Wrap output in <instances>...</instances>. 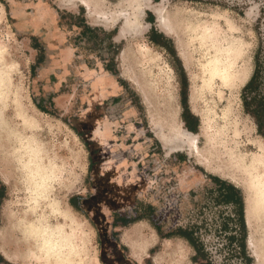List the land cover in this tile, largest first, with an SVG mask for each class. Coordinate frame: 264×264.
Wrapping results in <instances>:
<instances>
[{
	"label": "rangeland",
	"instance_id": "1",
	"mask_svg": "<svg viewBox=\"0 0 264 264\" xmlns=\"http://www.w3.org/2000/svg\"><path fill=\"white\" fill-rule=\"evenodd\" d=\"M5 1L0 0V41L16 66L9 86L19 89V101L38 124L22 126L13 112L19 101L12 103L7 96L0 116L14 141L0 148V264H104L100 242L105 237L115 242L114 235L124 240L138 264H152L154 256L157 264H194L195 258L209 264H256L247 245L245 183L231 177L219 153L201 137V157L186 146L176 147L172 127L199 136L203 114L209 108L220 112L232 98L236 118L264 142L241 100L259 38L264 46V0H91L95 12L78 0H41L64 22L71 43L80 38L81 54L103 56L114 67L144 112L147 142H155L154 154L146 161V170L151 167L148 184L138 202L109 211L97 204L104 212L97 219L82 208V200L92 192V178L88 148L73 127L78 88L67 82L44 89L40 53L27 34L14 29ZM229 43L235 47L229 52L234 68H242L244 61L248 75L234 91L214 84L205 93L202 67ZM192 91L202 93L194 103L189 100ZM252 94L264 97V76ZM17 136L25 142L31 139L30 153L41 156L38 167L27 164V143L19 147ZM50 174L47 188L39 187L44 185L40 179ZM212 178L233 186L242 205L223 204ZM132 210L145 218L131 222ZM111 223L114 232L99 233ZM119 223L126 226L118 228ZM177 232L190 235L200 252L172 240ZM63 233L67 238L60 241ZM232 236L235 240L230 241ZM50 238L59 240L60 252L48 249L44 242Z\"/></svg>",
	"mask_w": 264,
	"mask_h": 264
},
{
	"label": "flooded vegetation",
	"instance_id": "2",
	"mask_svg": "<svg viewBox=\"0 0 264 264\" xmlns=\"http://www.w3.org/2000/svg\"><path fill=\"white\" fill-rule=\"evenodd\" d=\"M5 3L14 29L27 34L40 53L39 73L46 75L44 89L49 90L51 85L59 88L67 82H73L75 90L78 88L73 127L88 148L92 178V192L82 200V208L97 219L104 213L97 204L103 203L105 211H109L137 203L148 184L145 177L151 167L148 166L150 172L146 170V161L154 154L155 142L146 140L144 112L134 102L128 86L105 57L81 54L80 38L75 37L71 43L64 22L41 0ZM139 217L143 219L144 215L134 211L131 222L141 220H136ZM113 224L108 230L100 227L99 233H110V229L114 232ZM114 236L115 242H109L108 237L100 242L104 261L138 264L130 258L127 248L119 245L118 235Z\"/></svg>",
	"mask_w": 264,
	"mask_h": 264
},
{
	"label": "bare ground",
	"instance_id": "3",
	"mask_svg": "<svg viewBox=\"0 0 264 264\" xmlns=\"http://www.w3.org/2000/svg\"><path fill=\"white\" fill-rule=\"evenodd\" d=\"M78 1L88 12H95L96 9L93 7L95 2L91 0ZM104 19L108 21V18L105 17ZM124 22L126 23L125 20ZM124 31L125 29H122L121 34ZM234 48V44L229 43L226 48L220 49L218 54L214 55L213 58L202 67V75L200 76L202 91L204 90L205 93L211 92L214 84L234 91L236 87L245 81L248 75L246 63L243 61L242 68L235 69L234 66L236 61L229 55V52L233 51ZM15 68V62L11 59L5 45L0 41V111L4 106L3 104H7L9 100L14 103L21 99V95L18 93L19 89L16 88L13 91L9 86L10 73ZM8 95L12 96L9 100L7 99ZM200 95H202V93L198 94L197 91H192L189 99L190 102L194 103L198 101ZM13 107V112L22 119V126L28 127L38 124V121L35 119L36 117L28 112L21 101H19L18 104L17 102L13 104ZM203 119L199 136L181 132L172 127V143H174L176 147L186 146L191 154L201 157L202 154L198 144L199 137H201L205 144L219 153V160L226 167L231 177L245 183L248 191V199L245 205V226L248 233L247 245L254 262L256 264H264V142L253 138L252 132L236 118V110L232 98L225 101L224 107L220 112H216L212 108H209L203 114ZM11 137L12 135L9 134L5 119L0 116V148L8 147L10 141H14L10 139ZM16 138L20 137L17 136ZM27 139L29 140L25 142L21 137L20 140L16 142L21 148L25 147L27 143V148L25 147L26 151H24V154L28 155L27 164L38 167L39 165L37 163H39V158L41 159V156L39 152L34 150H31L30 153L29 147L31 139ZM250 150L252 152H249ZM49 163L50 165L52 164L51 162ZM51 174L45 178H41L40 180L44 182V185L42 186L39 184L38 186L42 189H46L50 178L53 176ZM61 225L62 224L57 225L58 232L62 229ZM66 238V234H64V236L61 235L60 241ZM35 243L36 242H34V244ZM44 243L48 245V249L52 250V252H60V242L58 239H46Z\"/></svg>",
	"mask_w": 264,
	"mask_h": 264
},
{
	"label": "trees",
	"instance_id": "4",
	"mask_svg": "<svg viewBox=\"0 0 264 264\" xmlns=\"http://www.w3.org/2000/svg\"><path fill=\"white\" fill-rule=\"evenodd\" d=\"M263 52H264L263 39L259 38V46L254 56V70L250 80L243 89V95L241 99L245 113L248 114L253 119L256 126V130L262 137H264V97H257L252 93L257 90L264 76ZM185 124L187 125V122H185ZM191 131L194 132L193 130ZM212 179L218 183L217 189L219 190L220 201L223 204L234 203L237 205H242V201L240 199L239 200L236 199L237 192L233 186L224 184V182H221L218 178H212ZM242 208L243 206L241 207V209ZM138 219H142V218L139 217L136 220ZM242 221H243V217H242ZM172 235L173 236L177 235L179 237L187 239L192 245V247L197 252H200V248L195 246L194 240L191 238L190 235L181 232H177ZM228 239L230 241L235 240L233 236L229 237ZM241 248H244L243 244L241 245ZM192 262H194L195 264H209V263H204L202 260H199L198 258L192 259Z\"/></svg>",
	"mask_w": 264,
	"mask_h": 264
},
{
	"label": "crops",
	"instance_id": "5",
	"mask_svg": "<svg viewBox=\"0 0 264 264\" xmlns=\"http://www.w3.org/2000/svg\"><path fill=\"white\" fill-rule=\"evenodd\" d=\"M139 223V222H138ZM138 223H133L132 224V226H134L135 224H138ZM125 228V227H124ZM125 230H128V228H125ZM156 234L158 235V233H157V231H156ZM165 238H167L168 240L169 239H171V237H165ZM166 239V240H167ZM174 239H177V240H182V241H184L186 244H188V246L189 247H191V248H193L192 247V245L190 244V242L187 240V239H184V238H182V237H179V236H177V235H175V236H172V240H174ZM120 240V239H119ZM120 242H121V244L123 245V246H125L126 248H127V250H128V253H129V256H130V258L132 259V260H134L136 263H138L139 261H137V260H135L134 258H132V256H131V254H130V249H129V247L126 245V243L124 242V240L122 239V240H120ZM180 244V243H179ZM149 249V248H148ZM161 250L159 249V252H160ZM145 252V251H144ZM158 253V252H157ZM156 253V254H157ZM144 254V253H143ZM143 256V255H142ZM155 257V256H154ZM154 257H153V260H152V264H157V263H155L154 262ZM141 260H142V258H141ZM194 263V262H193ZM195 264V263H194Z\"/></svg>",
	"mask_w": 264,
	"mask_h": 264
},
{
	"label": "water",
	"instance_id": "6",
	"mask_svg": "<svg viewBox=\"0 0 264 264\" xmlns=\"http://www.w3.org/2000/svg\"><path fill=\"white\" fill-rule=\"evenodd\" d=\"M101 262H103L104 264H108L107 262L104 261L103 258H101Z\"/></svg>",
	"mask_w": 264,
	"mask_h": 264
}]
</instances>
